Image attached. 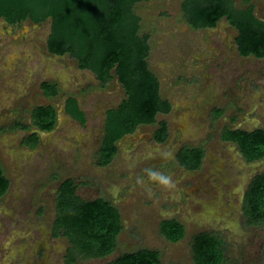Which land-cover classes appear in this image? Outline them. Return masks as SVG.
Returning a JSON list of instances; mask_svg holds the SVG:
<instances>
[{"label":"rangeland","instance_id":"obj_1","mask_svg":"<svg viewBox=\"0 0 264 264\" xmlns=\"http://www.w3.org/2000/svg\"><path fill=\"white\" fill-rule=\"evenodd\" d=\"M181 1L135 6L142 31L151 35L149 65L173 105L158 115L168 121V138L155 140L157 124L140 125L118 141L107 165L99 160L106 109L125 96L117 77L103 83L70 54L51 53V18L11 24L0 17V161L10 180L0 200V264H63L69 242L53 227L57 189L67 177L78 181L81 196L107 197L122 215L116 250L78 264H108L141 247L159 249L162 264H195L191 240L200 231L223 236V264H264V224L248 225L243 211L247 186L264 171V158L249 161L237 143L223 138L227 129L264 128V56L242 55L226 18L213 28H193ZM252 2L264 18V0ZM44 81L55 82L58 95H46ZM69 95L78 97L85 124L65 111ZM40 104L55 105L58 121L52 131H39L31 146L24 141L29 132L16 124L31 125L30 111ZM184 146L204 149L199 168L178 162ZM149 169L168 176L169 184L150 179ZM165 218L185 225L181 240L163 235Z\"/></svg>","mask_w":264,"mask_h":264},{"label":"trees","instance_id":"obj_2","mask_svg":"<svg viewBox=\"0 0 264 264\" xmlns=\"http://www.w3.org/2000/svg\"><path fill=\"white\" fill-rule=\"evenodd\" d=\"M142 0H0V17L11 24L27 19L41 23L51 18L48 50L56 55L70 54L80 68L93 71L101 82L115 75L125 96L119 104L106 111L104 136L99 150L102 165L109 164L118 151L117 142L133 133L140 125L157 124L155 140L168 138L166 119L159 113L172 110L171 101L161 93L158 75L149 65L150 33L142 31L141 17L135 6ZM182 0L186 21L193 28H213L226 18L237 30L236 44L244 55L264 56V18L256 14L253 0ZM44 93L55 96V82L41 84ZM66 111L81 123L86 113L79 99L69 95ZM32 124L17 123L29 134L25 143L35 146L38 132L52 131L57 125L58 111L53 104H40L30 111ZM218 114H222L218 111ZM33 127L35 130H33ZM223 138L238 144L249 161L264 158V128L252 130L227 129ZM205 151L200 146H184L177 153L178 162L188 170L202 164ZM10 180L0 161V200ZM79 183L73 177L61 180L56 193L54 234L67 237L69 245L63 264H78L80 258L105 257L112 254L121 233L122 215L119 207L104 196L85 198L78 193ZM247 223L264 224V171L250 180L243 202ZM163 235L171 242L185 236L186 227L177 218H165L160 224ZM195 264H223L225 239L214 231H200L191 240ZM108 264H162L161 251L141 247L117 254Z\"/></svg>","mask_w":264,"mask_h":264},{"label":"clouds","instance_id":"obj_3","mask_svg":"<svg viewBox=\"0 0 264 264\" xmlns=\"http://www.w3.org/2000/svg\"><path fill=\"white\" fill-rule=\"evenodd\" d=\"M147 175L150 179L153 180H158L160 183L164 184V185H168L169 184V178L168 176L158 173L155 170L149 169L147 170Z\"/></svg>","mask_w":264,"mask_h":264},{"label":"crops","instance_id":"obj_4","mask_svg":"<svg viewBox=\"0 0 264 264\" xmlns=\"http://www.w3.org/2000/svg\"><path fill=\"white\" fill-rule=\"evenodd\" d=\"M237 36V35H236ZM78 98V97H77ZM170 100V99H169ZM79 103H80V101H79ZM120 103V102H119ZM118 103V104H119ZM172 103V102H171ZM81 106V105H80ZM116 106V105H115ZM173 106V105H172ZM112 107H114V106H112ZM82 108V107H81ZM110 108V107H109ZM64 109H65V103H64ZM83 109V108H82ZM108 109V108H107ZM107 109H106V111H107ZM65 111H66V109H65ZM67 112V111H66ZM68 113V112H67ZM86 113V112H85ZM69 114V113H68ZM70 115V114H69ZM71 116V115H70ZM72 117V116H71ZM57 118H58V116H57ZM72 118H74V117H72ZM87 118V117H86ZM75 119V118H74ZM105 119H106V113H105ZM105 119H104V126H105ZM58 120V119H57ZM75 120H77V119H75ZM77 121H79V120H77ZM87 121V120H86ZM80 122V121H79ZM86 123V122H85ZM84 123V124H85ZM83 124V123H82ZM104 136V135H103ZM103 139V138H102ZM102 143V142H101ZM118 143V142H117ZM99 150H100V148H99Z\"/></svg>","mask_w":264,"mask_h":264},{"label":"water","instance_id":"obj_5","mask_svg":"<svg viewBox=\"0 0 264 264\" xmlns=\"http://www.w3.org/2000/svg\"><path fill=\"white\" fill-rule=\"evenodd\" d=\"M255 56V55H254Z\"/></svg>","mask_w":264,"mask_h":264}]
</instances>
